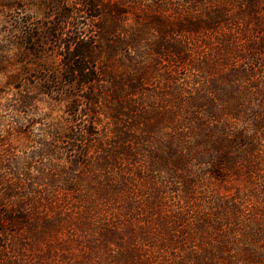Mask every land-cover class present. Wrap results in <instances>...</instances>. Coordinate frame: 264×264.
<instances>
[{
    "label": "trees",
    "instance_id": "trees-1",
    "mask_svg": "<svg viewBox=\"0 0 264 264\" xmlns=\"http://www.w3.org/2000/svg\"><path fill=\"white\" fill-rule=\"evenodd\" d=\"M19 3L58 17L53 34L67 58L60 75L78 91L100 82L94 35L79 28L81 14L90 12L89 25L109 49L128 51L144 41L130 37L127 17L147 16L148 22L140 23L145 31L156 33L153 25L166 29L158 31L161 36L145 56L154 62L173 56L184 64L185 78L181 83L172 80L167 92L161 88L160 106L138 98L130 79L124 84L110 81L102 113L100 101H89L88 112L76 104L69 130L54 129L55 139H66L70 146L74 175L67 197L75 217L70 224L105 221L104 214L122 198L127 205L124 216L117 218L146 223H130L133 239L139 236L168 250L175 236L170 250L185 252L181 264H217L211 238L224 235L226 222L238 226L264 218L259 211L264 206V0H0V9L16 10ZM95 19L104 23L96 25ZM39 31L24 22L16 34L23 43L34 44ZM60 88L58 94L64 91ZM91 147L98 149L92 163ZM45 153L54 154L47 148ZM26 165L0 160V210L31 209L36 202V192L22 184L30 167ZM5 169L15 172L8 177ZM137 182L143 183L142 191ZM21 190L34 196L22 201L17 195ZM146 191L147 206L142 208L138 196ZM205 196L211 199L210 208H200ZM4 213L0 264H18L21 249L7 238L11 221L8 211ZM187 241L193 244L189 249Z\"/></svg>",
    "mask_w": 264,
    "mask_h": 264
},
{
    "label": "rangeland",
    "instance_id": "rangeland-1",
    "mask_svg": "<svg viewBox=\"0 0 264 264\" xmlns=\"http://www.w3.org/2000/svg\"><path fill=\"white\" fill-rule=\"evenodd\" d=\"M90 15V12L81 14L78 22L85 35H94L92 41L96 47L95 59L100 82L91 89L78 91L67 86L64 82L66 78L60 75L62 64L67 58L64 57L56 34H53L58 17L46 15L20 3L16 10L0 9V160H14L29 165L26 170L28 176L22 184L26 190L36 192L37 197L31 209L0 210L3 214L8 211V219L11 221L8 222L10 232L7 238L16 250L21 249V256L18 259L16 257L15 261L18 264H181L185 252L182 249L176 252L170 250L176 240L175 236L168 250H160L159 243L153 245L151 240L131 237L129 228L133 226L130 223L134 226L140 224L138 227L146 223L117 218L119 215L124 216L122 207L127 205L122 198L113 205L111 211L104 214L105 221L102 217V220L96 218L90 226L77 222L70 224L75 218L71 217L72 205L67 197L70 179L74 175L70 146L66 139H55L54 129H64L63 133L69 130V115L76 104L79 109L88 112L89 101H100L102 105L98 111L102 113L110 81L124 84V81L130 79L137 85L138 98L149 102V105L160 106L161 88L167 92L169 85L174 86L172 80L181 83L185 78L184 64L177 62L173 56L161 59L156 57V62L145 56L150 49L149 45L161 36L158 31H166L151 24L149 26L156 33L145 31L140 23L148 22L147 16L127 17L132 27L129 35L137 41L139 36L142 40L145 38L151 41L144 39L137 42L138 47L122 51L109 49L107 44L96 37L98 34L95 28L89 25ZM24 22L40 28L34 34L37 39L34 44L23 43L17 38L16 30ZM101 22L103 24L104 20L95 19L94 24L99 25ZM171 38L176 39L175 34ZM141 56H145V59L140 60ZM57 81L61 84L56 85ZM139 84L142 85L139 87ZM60 87L64 90L62 94L56 92ZM46 148L55 156L45 153ZM96 150L95 147L90 148V163L96 160ZM4 171L3 175L7 174L8 177L15 172L14 169ZM75 174L80 175L81 172ZM136 185L140 191L145 188L142 182ZM95 186L89 187L97 189ZM148 192L138 196L142 208H145L143 205L147 206ZM17 195L25 202L34 196L25 190L19 191ZM210 201L205 196L200 208H210ZM259 211L264 215L263 205ZM174 227L178 230V226ZM222 230V237L211 238V253L214 257L218 256L215 257L217 264H231L235 260L239 264L250 261L264 264V258L258 257L264 256V218L258 222L251 219L238 226L226 222ZM46 237L47 242H42ZM33 244L35 246L31 248ZM192 245L188 242L186 248Z\"/></svg>",
    "mask_w": 264,
    "mask_h": 264
}]
</instances>
